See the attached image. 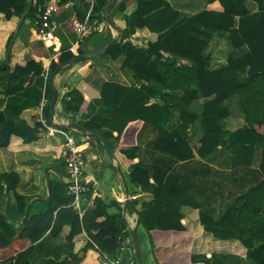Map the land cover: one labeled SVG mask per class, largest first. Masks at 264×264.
I'll use <instances>...</instances> for the list:
<instances>
[{
  "label": "trees",
  "instance_id": "obj_1",
  "mask_svg": "<svg viewBox=\"0 0 264 264\" xmlns=\"http://www.w3.org/2000/svg\"><path fill=\"white\" fill-rule=\"evenodd\" d=\"M111 1L94 0L90 20L97 23L98 29L90 30L77 54L70 48L76 40L75 28L85 17L87 0H0V14L6 20L23 17L20 28L26 22L36 23L38 31L44 28V24L58 23L53 30L54 40L45 44L49 53L40 52L44 57H57V61L52 59L49 63V79L58 67L65 70L72 60L89 55L85 44L97 54L113 39L104 15L105 7ZM255 1L258 5L255 13H249L244 0H210L204 10L184 18L162 0H118L112 18L117 13L124 14V25L119 39L108 49L106 56L112 60L122 57V68L130 70L136 81H154L158 85L141 86L144 92L138 99L140 105L150 97L158 99L151 105L156 114V125L167 126V122L173 119V112L180 113L179 120H174V126L168 127L169 133L154 141L156 151L179 161H188L195 154L205 160L218 146H224L235 152V166L241 156L246 157L249 164L254 145L264 143V0ZM66 5L69 7L64 8ZM113 23L119 27L114 18ZM200 27L228 32L231 47L246 46L247 53L236 59L229 56L224 67L210 69L209 57L204 54L207 43L198 38H208L210 33ZM132 35L147 40L145 45L132 42ZM33 38L38 41L34 46L44 45L39 32ZM13 41L12 33L7 38L4 56L0 57V96L3 97L28 89L45 72L42 62L33 59H28L25 65L10 67ZM101 59L91 58L76 63L87 64L91 70ZM245 68L248 69V77L245 82H240L236 73ZM195 84L199 92L193 88ZM127 90L115 82H105L100 92L91 96L97 95L104 105L115 107ZM176 90L183 92L180 97L175 95ZM53 92L54 86L48 80L45 94L52 98ZM234 94L239 97L245 113V125L229 134L224 123L228 112L220 109L219 105ZM84 96L77 87L67 91L62 97L64 113L85 111L89 103ZM199 96L214 98L203 105L200 125L204 135L192 150L188 144L189 127L198 120V116L187 112L184 106ZM43 119L49 124V105L43 109ZM145 123L146 119L142 117L128 120L120 132L117 149L128 170V184L138 191L136 194L149 187L151 178L155 183L151 191L152 203L146 207L142 204L141 210L137 209L138 226L147 234L155 264H223L225 255L222 254L213 253L210 257L192 254L197 234L189 230L191 221L181 213L185 204L166 199L168 196L163 192L166 172L159 166H153L149 171L134 162L139 157L138 135ZM40 128H43L41 123L32 127L15 124L0 112V148H8L11 136L20 137L24 143L36 141ZM83 128L91 134L92 141H98L96 130L101 128V118H91ZM62 129L70 131L66 127ZM105 136L109 137L111 133ZM226 139L230 140L229 144H226ZM67 155L68 152L64 151L59 160L61 167H57L62 175ZM259 171L261 180L239 195L219 219L195 207L199 210V223L206 233L219 241H237L254 264H264V149ZM19 182V175L14 171L0 173V264H36L30 258L34 245L47 233L58 237L64 226L70 228L66 238L69 244L75 236L87 235L82 254H71L60 261L43 258L39 264H110L117 259L122 242L131 237V230L123 218L122 204L117 200L106 202L97 195L93 196V183L83 181L86 190L82 196H91L92 201L80 215L71 205L73 195L68 192V182L54 185L49 181L50 192L46 198L20 194L17 191ZM6 187L14 195L17 217L4 211ZM132 257L136 262L135 253Z\"/></svg>",
  "mask_w": 264,
  "mask_h": 264
},
{
  "label": "crops",
  "instance_id": "obj_2",
  "mask_svg": "<svg viewBox=\"0 0 264 264\" xmlns=\"http://www.w3.org/2000/svg\"><path fill=\"white\" fill-rule=\"evenodd\" d=\"M162 1L169 4L171 9L180 13L182 17L187 18L204 10L210 0ZM244 5L249 13L258 11L255 0H244ZM67 7L69 5L64 6V8ZM113 18L119 25L116 28L121 30L124 25V14L117 13ZM21 19L23 22V17ZM19 21L17 17L6 20L4 15L0 14V57L4 56L7 38L14 33ZM235 23H237V18ZM21 24L11 47L9 65L13 68L17 64L25 65L28 59H33L42 62L45 72L36 78L28 89L9 97L0 96V112L4 113L6 119L18 125L28 124L32 127L35 123H41L43 126L39 129L36 141L24 143L20 137L11 136L8 148H0V173L11 171L18 173L20 182L17 191L26 196L46 198L50 192L49 181H52L54 185L66 181V168L62 169L64 172L62 175L58 172L57 167L60 166L59 160L63 156L64 143L67 140L61 133L48 130V127L62 129L69 123L83 127L91 118L98 116L101 118V128L96 130V140L98 141H92L91 134L86 132L88 135H85L76 129L68 128L70 131H65V134L71 137L75 147L78 146L82 150L85 161L83 181L93 183L94 192L92 195H97L106 202L120 201L123 218L130 230L136 231L141 252L140 240L144 236L147 237V234L143 228L138 226L137 209L141 210L142 204L146 207L152 203L151 191L155 183L151 178L149 187L144 192L136 194L137 190L128 184V170L117 146L120 132L125 123L128 120L142 117L146 119V123L138 135L139 157L135 158L134 162L140 163L143 169L149 171L153 166H159L166 172L163 189V192L168 196L166 199L185 204L181 207V213L191 221L189 230L197 234L192 244V254H204L207 257L213 253L222 254L225 255L223 264H254L252 259L247 261V251L237 241H219L206 233L199 223V210L195 207L208 212L214 219H219L225 209L233 204L239 195L254 187L262 178L259 167L264 143L254 145L249 164L245 161L246 157L241 156L235 166L233 165L235 152L227 150L224 146H218L205 160L198 158L195 154L194 158L188 161H179L156 151L154 141L169 133L168 127L174 126V120H179L180 113L173 112V119L167 122V126L156 125L154 122L156 114L151 109V105L158 102V99L150 97L143 105L138 103V99L140 93L144 92L141 86L157 87L158 85L154 81H136L130 70L122 68V57L112 60L109 56H104L91 70H88L87 64L71 63L65 67V70L55 74L50 82L54 89L58 90L59 96L53 119L52 121L49 120V124H47L43 119V109L48 105L50 107L53 98V96L49 98L45 94L46 83L50 80V77L49 79L46 78V76L48 77L47 69L51 60L57 61V57H50L51 55L44 57L40 52L49 53V49L44 45L34 46L38 42L33 38L36 35V23L26 22L20 28ZM55 24L58 26L56 21ZM200 28L204 32L210 33L208 38L198 36L199 39L207 43L204 54L209 57L210 69L224 67L229 56L236 59L247 53L246 46L231 47L228 32H215L203 27ZM117 29L110 27L109 31L113 39L118 36ZM137 39L141 43L143 42L142 45H145L147 41ZM79 47L80 44L76 48ZM85 47L90 51V54L86 56L96 54L86 44ZM76 48L72 50L74 54H77ZM247 77L248 69L246 68L236 73V78L240 82H245ZM105 82H115L128 89L124 98L115 107L104 105L102 99L98 98L97 95L91 96L98 94ZM74 87L79 88L84 93V99L88 100L89 104L85 111L64 113L62 97ZM193 88L199 92L196 84ZM182 93L181 90L175 91L177 97H180ZM212 98L214 96H199L184 106L187 112L198 116V120L189 127L188 144L192 150L204 135V130L200 125L203 105ZM219 108L228 112L224 123L225 130L229 134L244 127L245 113L236 94L224 100ZM106 133H111V136L106 137ZM229 142L230 140L226 139V144ZM45 169H47V173H45ZM104 175L105 178L102 180ZM120 175L126 181L127 191L123 187ZM125 196H129L131 200L123 201ZM4 198L5 213L17 217L18 211L13 193L8 192ZM91 201V196L83 197L81 195L78 204L80 211L84 213L85 209L91 205ZM69 233V226H64L58 237H52L47 233L34 245L30 256L31 260L39 264L43 258H54L60 261L71 254L78 253L81 255V249L88 241L87 235L81 233L75 236L72 243L69 244L66 241ZM127 239H130L134 245L132 234ZM132 252L131 247L127 248L125 251H120L117 258L121 262L131 261L130 264H137V261L134 262L132 257L135 251Z\"/></svg>",
  "mask_w": 264,
  "mask_h": 264
},
{
  "label": "built area",
  "instance_id": "obj_3",
  "mask_svg": "<svg viewBox=\"0 0 264 264\" xmlns=\"http://www.w3.org/2000/svg\"><path fill=\"white\" fill-rule=\"evenodd\" d=\"M88 3V8L84 17V21L82 23H79L75 30L77 33V40L75 42V44L72 47V50L76 47H78L79 43L82 42L83 37L86 36L88 34V32L92 29L97 30L98 26L95 23H91L90 24V16L92 14L93 8H94V0H87ZM44 28L39 30L40 33V40L44 43L47 44L49 42H52L54 40V36H53V29L55 28V24H51L50 26H48V24H44L43 25ZM130 40L138 45L142 44L136 37L135 35H132L130 37ZM48 130L53 131V132H57V133H61L62 135L65 136L66 138V143H65V147H67V151H68V155L65 159L66 162V169L68 172V182H69V187H68V192L71 193L73 195V202L71 203V205L73 207H75L77 209V211L79 212L80 215L83 214V211H80L79 209V200L80 197L82 195V192L86 190V188L84 187V185L82 183H80L79 181H81V177H82V173H83V168L85 165V161L83 158V154H82V150H80L77 147L74 146V144L72 143V139L71 137H68L65 132L63 130H61L60 128L57 127H48ZM129 197L125 196V198H123V201L128 199ZM132 248L134 253V249H133V243L130 239H125L120 247V251H125L127 248ZM121 260L119 258L110 261V264H121Z\"/></svg>",
  "mask_w": 264,
  "mask_h": 264
},
{
  "label": "water",
  "instance_id": "obj_4",
  "mask_svg": "<svg viewBox=\"0 0 264 264\" xmlns=\"http://www.w3.org/2000/svg\"><path fill=\"white\" fill-rule=\"evenodd\" d=\"M117 3H118V0H112L109 4H107V6L105 7V11H104L105 19L107 21V24L111 28H114V29H117V28L115 27V25L113 23V20H112V12H113L114 8L116 7ZM21 22H22V19H20V21H19V23H18V25H17V27H16V29L14 31L13 37H15L17 35V32H18V29H19V26H20ZM117 31H118V36L116 38L112 39L108 44H106L105 47L103 48V50L100 53L95 54L93 56H81V57H78V58L72 60L71 63H74V62H77V61H84V60H87L89 58H102V57L106 56L108 49L119 39V37L121 35L120 30L117 29ZM61 68H62L61 66L58 67L57 70L50 75V81L53 80V76L55 74H57L61 70ZM58 96H59L58 90L54 89V95H53V98H52L51 103H50V121H52L53 116L55 114V106H56V103L58 101ZM66 128L76 129V130H79L80 132H82L83 134L88 135L83 127H80V126L75 125L73 123H69L68 125H66ZM117 169H118V171L120 170L119 167ZM45 173H47V169H45ZM120 177L122 179L123 187L127 191L126 181H125V179H124V177L122 175H120ZM7 194H8V189L6 187L5 188V196ZM131 234H132V238H133V241H134V248H135L137 264H142L141 252H140L139 242H138V239H137V236H136V231L132 230Z\"/></svg>",
  "mask_w": 264,
  "mask_h": 264
},
{
  "label": "rangeland",
  "instance_id": "obj_5",
  "mask_svg": "<svg viewBox=\"0 0 264 264\" xmlns=\"http://www.w3.org/2000/svg\"><path fill=\"white\" fill-rule=\"evenodd\" d=\"M105 175L102 176V180H104ZM141 238V235H140ZM140 246H141V258L143 264H155V260L150 253V246L147 240V237L144 236L142 240H140ZM250 258L247 259L249 261Z\"/></svg>",
  "mask_w": 264,
  "mask_h": 264
},
{
  "label": "clouds",
  "instance_id": "obj_6",
  "mask_svg": "<svg viewBox=\"0 0 264 264\" xmlns=\"http://www.w3.org/2000/svg\"><path fill=\"white\" fill-rule=\"evenodd\" d=\"M83 21H84V19H83ZM83 21H82V22H83ZM82 22H81V23H82ZM89 22H90V24H91V23H95V24L97 25V23H96L95 21H91V20H90ZM55 26H56V24H55ZM53 30H54V29H53ZM92 30H94V29H92ZM94 31H96V30H94ZM37 32H39L38 29H36V33H37ZM89 32H90V31H89ZM89 32H88V34H89ZM13 34H14V33H13ZM76 34H77V33H76ZM88 34H87V35H88ZM87 35L83 37L82 42H83L84 39L87 37ZM76 40H77V35H76ZM40 41H41V40H40ZM41 42H42V41H41ZM75 42H76V41H75ZM82 42H81V43H82ZM42 43H43V42H42ZM81 43H79V44H81ZM43 44H44V43H43ZM74 44H75V43H74ZM74 44H73V45H74ZM73 45L71 46L70 51H72V47H73ZM44 46H45V44H44ZM77 49H78V48H76L75 50L77 51ZM72 52H73V51H72ZM46 78H47V76H46ZM60 129H61V128H60ZM61 130H63V129H61ZM63 131L65 132V130H63ZM65 143H66V141H65ZM65 143H64V150H65L66 152H68V151H67L68 148L65 147ZM66 157H67V156H66ZM65 159H66V158H65ZM65 168H66V162H65ZM84 168H85V165H84ZM84 168H83V172H84ZM66 170H67V169H66ZM66 182H68V172H67V180H66ZM68 183H69V182H68ZM80 183L83 184V173H82V177H81V181H80ZM127 197H129V196H127ZM129 199H131V198L129 197L128 200H129ZM119 202H120V201H119ZM133 247H134V245H133ZM133 249H134V248H133ZM134 251H135V249H134Z\"/></svg>",
  "mask_w": 264,
  "mask_h": 264
}]
</instances>
